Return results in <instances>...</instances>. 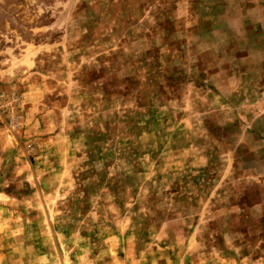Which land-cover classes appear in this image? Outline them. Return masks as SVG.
<instances>
[{
  "label": "rangeland",
  "instance_id": "374dc122",
  "mask_svg": "<svg viewBox=\"0 0 264 264\" xmlns=\"http://www.w3.org/2000/svg\"><path fill=\"white\" fill-rule=\"evenodd\" d=\"M0 264H264V0H0Z\"/></svg>",
  "mask_w": 264,
  "mask_h": 264
}]
</instances>
